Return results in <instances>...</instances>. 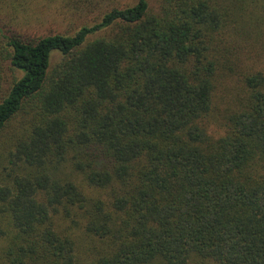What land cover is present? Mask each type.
Returning a JSON list of instances; mask_svg holds the SVG:
<instances>
[{
	"label": "trees",
	"instance_id": "16d2710c",
	"mask_svg": "<svg viewBox=\"0 0 264 264\" xmlns=\"http://www.w3.org/2000/svg\"><path fill=\"white\" fill-rule=\"evenodd\" d=\"M8 1L0 264H264V0Z\"/></svg>",
	"mask_w": 264,
	"mask_h": 264
},
{
	"label": "rangeland",
	"instance_id": "374dc122",
	"mask_svg": "<svg viewBox=\"0 0 264 264\" xmlns=\"http://www.w3.org/2000/svg\"><path fill=\"white\" fill-rule=\"evenodd\" d=\"M150 4L152 6L155 5L156 0H149ZM51 6L48 8V10L53 11L54 18L50 19V21L46 22V24H28V25H22L19 29V25L17 24L15 17L13 16L11 7L9 6V1L6 0L1 3L0 5V24L2 22H6L4 31L5 32H12V31H18V29L23 32L27 33L29 35L33 34L34 32H39V33H48V30L51 29L52 31H59V32H74L78 27H80L82 24H90L92 21L99 16V10L97 9H92V11H89L85 14H79L80 12L76 13H66V15H62L64 18L62 19L60 15L56 13L57 9H60L59 7L56 9L54 2L50 1L49 2ZM7 5L10 10H6ZM65 10H68L65 8ZM9 30V31H8ZM11 30V31H10ZM59 59V53H54L53 55V60H58ZM2 78L0 80V83L3 87L7 85V82H9L12 78V72L8 69V65L6 62H2ZM20 75V72L17 73ZM214 131L220 130V125L213 124L212 125Z\"/></svg>",
	"mask_w": 264,
	"mask_h": 264
}]
</instances>
